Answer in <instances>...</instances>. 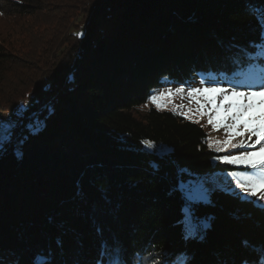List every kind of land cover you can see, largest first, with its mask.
Listing matches in <instances>:
<instances>
[{"label": "trees", "instance_id": "1", "mask_svg": "<svg viewBox=\"0 0 264 264\" xmlns=\"http://www.w3.org/2000/svg\"><path fill=\"white\" fill-rule=\"evenodd\" d=\"M1 3L11 24L0 34V119L16 117L19 99L34 100L0 147V264H109L117 254L122 264L179 255L186 264H264V207L250 199L214 189L189 205L197 236L184 232L180 183L227 168L212 165L205 130L173 111L133 112L164 78L264 85L253 10L264 0ZM58 7L40 79L14 83L16 68L29 71L22 26ZM143 140L171 149L158 155Z\"/></svg>", "mask_w": 264, "mask_h": 264}, {"label": "snow or ice", "instance_id": "2", "mask_svg": "<svg viewBox=\"0 0 264 264\" xmlns=\"http://www.w3.org/2000/svg\"><path fill=\"white\" fill-rule=\"evenodd\" d=\"M253 10L264 35V9ZM76 35L79 36L80 33L77 32ZM176 95H186L189 104L174 105L173 111H179L185 119L194 120L196 123L200 122V118L206 117L207 124L213 130H224L225 136L222 140L206 141L208 147L216 152L228 153L217 156V160L254 170L251 173L232 172L230 175L234 177L236 186L246 195L264 201V85L259 90L252 87L244 90L238 87L226 88L215 82H208V86H189L187 89L180 85L175 89L169 88L166 92L153 94L148 100L157 109H162L167 106L165 99L171 103ZM143 143L152 146L151 141L145 140ZM232 149L240 151L232 154ZM109 264H122L119 255L112 257Z\"/></svg>", "mask_w": 264, "mask_h": 264}, {"label": "rangeland", "instance_id": "3", "mask_svg": "<svg viewBox=\"0 0 264 264\" xmlns=\"http://www.w3.org/2000/svg\"><path fill=\"white\" fill-rule=\"evenodd\" d=\"M3 2V0H0V7H4L5 10H9L6 9V4L3 6V4L1 3ZM40 4H43L42 7H50L49 5L52 6L51 0H40ZM41 7V8H42ZM56 11L59 12L58 14H56ZM39 12H41L43 15H45V19L48 18V20L44 21V23H40V24H34L32 22L30 23H26L25 26L23 27V34L25 35V37H27V40L30 41L28 44H26L25 42L22 44V46L26 47V51L30 52L29 55H27L26 58L28 61V72H22L20 70H17L18 68H16L15 73L16 75V79L14 83L18 82V80H21V78L24 80L27 77V73L30 74L33 78L35 77H41V75L39 74L40 72H42L43 70V65L47 63L45 62V55L46 53V49L43 50V46L45 45L46 48L50 47V40L49 39H54L55 36L53 35V33H51L52 29V24L51 22H49V18L50 17H56L59 16V14L62 12L61 8H55V13H54V9H46L45 10H40ZM50 15V16H49ZM9 18H3L0 16V34L3 35L5 29L10 27L11 23H8ZM17 29V28H16ZM17 32V33H16ZM19 32L20 31H16L14 33V37L19 36ZM52 36V38H51ZM18 38V37H17ZM26 52V53H27ZM39 69V70H38ZM37 79V80H39ZM204 82V84L202 85L201 82ZM180 85H184L185 89H187V87L189 86H193V87H197V86H208V81L207 80H202L199 78H194L191 79L190 82H188L187 84H172L170 82H168V80L166 78L163 79V83L159 88H154L150 94H157L159 92H166L167 89L172 88L175 89L176 87H179ZM222 87H231V86H225V85H220ZM248 87H242L240 88L241 90H244ZM255 90H259V88H253ZM15 94V89L14 92ZM12 94V95H14ZM29 94V92L27 93ZM31 99H29V97H25V99H19L17 105V108H15V110H13V112L15 111L16 113V117L17 116H21L24 113V110L26 109V107L28 106L29 103H31L32 100H34V97H30ZM165 104L167 105L166 107L162 108V109H157L148 99L142 103L141 105L137 106L136 108H134L133 112L135 115L137 116H141L143 115L145 112H147L150 108H155L157 110H169V111H173V106H179V105H188L189 104V100L186 97V95L184 97H181L180 95H176L173 99L171 103L167 102V99H165ZM15 105V106H16ZM7 106V105H6ZM6 110H8V112L10 111L8 107H10L9 105L6 107ZM181 111L185 110V109H180ZM174 113L179 114V111H173ZM182 116V115H181ZM16 117H6V119H0V147L10 139V135L12 133V130L14 128V125L16 124ZM195 122L194 120H190ZM196 123V122H195ZM204 130L206 133V141L208 139H219L222 140L225 136V132L223 129L220 130H213L211 125L207 124V118L206 117H202L200 118V122L198 123ZM253 139H255V137H253ZM145 141V140H143ZM142 141L143 147L146 151L149 152H154L158 155H163L166 154L170 151V147L165 145V144H160V143H155L153 141L152 142V146L149 147L147 145H145ZM150 141V140H148ZM208 146V144H207ZM209 148V147H208ZM210 149V148H209ZM212 151H214L216 154H218L217 156H222V155H226L228 153H224V152H216L214 149H210ZM240 150L239 149H232L230 150V152L232 154H236L238 153ZM217 156H212V165H215L217 162H219L222 165L227 166V168H222V169H218L215 172L212 173H208V174H200V175H196L195 178L189 179L186 182H181L180 183V189L183 193V196L185 198V203L183 206V212H184V232L186 235L195 237L197 236V230H196V223L192 218V214L190 211V207L189 205L192 202H207L209 200V194L212 190L214 189H221L225 192L228 193H232L239 196L240 198L243 199H250L252 200L256 205L258 206H262L264 207V201H260L257 199V197L254 196H248L246 195L241 189H239L236 186L235 183V179L232 175H230L232 172H243V171H247L249 173L253 172L254 170L252 169H245L244 166H236V165H231V164H227V163H223L219 160L216 159ZM0 257H2V253H0ZM184 256L183 255H179L177 256L173 261L165 263V264H183L184 263ZM9 264V263H7ZM162 264V263H159Z\"/></svg>", "mask_w": 264, "mask_h": 264}]
</instances>
